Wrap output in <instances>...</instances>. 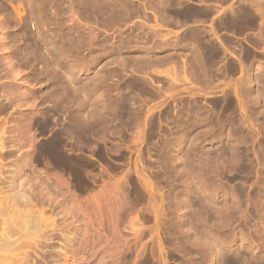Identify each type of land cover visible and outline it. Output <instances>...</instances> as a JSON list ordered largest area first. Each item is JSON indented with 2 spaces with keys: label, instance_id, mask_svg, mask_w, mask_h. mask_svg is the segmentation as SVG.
<instances>
[{
  "label": "rangeland",
  "instance_id": "obj_1",
  "mask_svg": "<svg viewBox=\"0 0 264 264\" xmlns=\"http://www.w3.org/2000/svg\"><path fill=\"white\" fill-rule=\"evenodd\" d=\"M28 212L0 264H264V0H0V229Z\"/></svg>",
  "mask_w": 264,
  "mask_h": 264
},
{
  "label": "bare ground",
  "instance_id": "obj_2",
  "mask_svg": "<svg viewBox=\"0 0 264 264\" xmlns=\"http://www.w3.org/2000/svg\"><path fill=\"white\" fill-rule=\"evenodd\" d=\"M93 1V0H92ZM191 1V0H190ZM76 2V1H75ZM82 2V1H81ZM106 2V1H105ZM181 2V1H180ZM110 3V2H109ZM56 6V5H55ZM83 6V5H82ZM103 7V6H102ZM59 9V8H58ZM138 9V8H137ZM166 10V9H165ZM169 10V9H168ZM236 10V9H235ZM20 11H22V9L20 10ZM172 11V10H171ZM244 11V10H243ZM75 12V11H74ZM90 12V11H89ZM167 12V11H166ZM94 13V12H93ZM18 14V13H17ZM21 14V13H20ZM129 14V13H128ZM35 16V15H34ZM155 16V15H154ZM158 16V15H157ZM79 18V17H78ZM98 19V18H97ZM113 19V18H112ZM121 19V18H120ZM161 19V18H160ZM173 19V18H172ZM4 20V19H3ZM144 20V19H143ZM146 20V19H145ZM165 20V19H164ZM167 20V19H166ZM165 20V21H166ZM42 21V20H41ZM78 21V20H77ZM182 22V21H181ZM232 22V21H231ZM50 24V23H49ZM53 24V23H52ZM69 24V23H68ZM96 24V23H95ZM94 24V25H95ZM141 24V23H140ZM230 24V23H229ZM89 25V24H88ZM69 26V25H68ZM157 26V25H156ZM194 26H195V24H194ZM153 27V26H152ZM112 28V27H111ZM27 29V28H26ZM65 29V28H64ZM110 29V28H109ZM59 30V29H58ZM48 31V30H47ZM60 31V30H59ZM85 32V31H84ZM137 32V31H136ZM211 32V31H210ZM68 33V32H67ZM92 33V32H91ZM53 34V33H52ZM161 34V33H160ZM177 34V33H176ZM56 35V34H55ZM36 36H37V34H36ZM81 36V35H80ZM97 36V35H96ZM163 36V35H162ZM103 37V36H102ZM210 37V36H209ZM88 38V37H87ZM93 41V40H92ZM210 41V40H209ZM70 43V42H69ZM7 44V43H6ZM16 44V43H15ZM81 44V43H80ZM111 44V43H110ZM74 45V44H73ZM108 46V45H107ZM3 48V47H2ZM84 48V47H83ZM102 48V47H101ZM174 48V47H173ZM39 50V49H38ZM62 52V51H61ZM60 53V52H59ZM98 53V52H97ZM178 53V52H177ZM31 54V53H30ZM112 54V53H111ZM119 54V53H118ZM28 55V54H27ZM43 55V54H42ZM45 55V54H44ZM114 56V55H113ZM166 57V56H165ZM175 57V56H174ZM213 57V56H212ZM26 58V57H25ZM33 58V57H32ZM49 58V57H48ZM48 58H47V60H48ZM108 59V58H107ZM22 60H24V59H22ZM31 60V59H30ZM45 60H46V57H45ZM71 60V59H70ZM8 61V60H7ZM10 61V60H9ZM7 62V67H8V71L9 72H11L12 73V71H13V66L11 65V62ZM151 61V60H150ZM6 62V61H5ZM35 62V61H34ZM33 62V63H34ZM41 62V61H40ZM108 62H110V61H108ZM17 63V62H16ZM22 63V62H21ZM30 64V63H29ZM47 64H51V63H49L48 61H47ZM102 64V63H101ZM172 64V63H171ZM19 65V64H18ZM102 66V65H101ZM7 67H5V68H7ZM69 67V66H68ZM98 69V68H97ZM3 70V69H2ZM45 70V69H44ZM47 70H49L48 68H47ZM60 70V69H59ZM158 70V69H157ZM65 71V70H64ZM135 71V70H134ZM57 72H61V71H57ZM123 72V71H122ZM36 73V72H35ZM62 73V72H61ZM66 73V72H65ZM118 73V72H117ZM125 73V72H124ZM144 73V72H143ZM45 74V73H44ZM57 74V73H56ZM170 74V73H169ZM64 75V74H63ZM66 75V74H65ZM174 75V74H173ZM209 75V74H208ZM58 76V75H57ZM102 76V75H101ZM63 77V76H62ZM92 77V76H91ZM175 77H177V76H175ZM58 78H59V76H58ZM104 78V77H103ZM115 78V77H114ZM168 78V77H167ZM178 78V77H177ZM51 79V78H50ZM67 79V78H66ZM170 79V78H169ZM65 80V79H64ZM92 80V79H91ZM107 80V79H106ZM177 80V79H176ZM55 81V80H54ZM134 81V80H133ZM66 82H67V80H66ZM65 82V83H66ZM97 83V82H96ZM67 84H69V83H67ZM88 84V83H87ZM93 85V84H92ZM139 85V84H138ZM70 86V85H69ZM96 86V85H95ZM140 87V86H139ZM81 88V87H80ZM71 89H73V87L71 88ZM108 90V89H107ZM110 90H111V88H110ZM237 90V89H236ZM17 91V90H16ZM21 91V90H20ZM28 91V90H27ZM58 91V90H57ZM69 91V90H68ZM121 91V90H120ZM17 92H19V91H17ZM79 92V91H78ZM101 92V91H100ZM117 92V91H116ZM145 92V91H144ZM153 92V91H152ZM104 93V92H103ZM127 93V92H126ZM19 94H20V92H19ZM79 94V93H78ZM96 94V93H95ZM146 94V93H145ZM21 95H22V93H21ZM85 95V94H84ZM100 95V94H99ZM103 95V94H102ZM139 96V95H138ZM79 97V96H78ZM155 97V96H154ZM24 98V97H23ZM68 98V97H67ZM71 98V97H70ZM85 98L86 97H81L80 96V98H76L74 101H73V105L75 106V113H77L75 116H81V119H82V117L84 118V110H85V108H86V100H85ZM145 98V97H144ZM22 102V101H21ZM123 102V101H122ZM129 102V101H128ZM232 102V101H231ZM18 104V103H17ZM65 104V103H64ZM142 104V103H141ZM239 104V103H238ZM53 105V104H52ZM125 105V104H124ZM241 105V104H240ZM67 106V105H66ZM73 106V107H74ZM122 107V106H121ZM125 107V106H124ZM239 107V106H238ZM14 109V108H13ZM62 109V108H61ZM53 110V109H52ZM59 110V109H58ZM104 110V109H103ZM131 110V109H130ZM152 110V109H151ZM9 111V110H8ZM95 111V110H94ZM136 111V110H135ZM49 112H50V110H49ZM100 112V111H99ZM6 113V112H5ZM64 113V112H63ZM94 113V112H93ZM97 113V112H96ZM121 113V112H120ZM220 113V112H219ZM252 113V112H251ZM123 114V113H122ZM135 115H136V113H135ZM55 117H57V116H55ZM17 118V117H16ZM77 118V117H76ZM138 118V117H137ZM28 119V118H27ZM56 119V118H55ZM81 119H78L79 121H81ZM85 119V118H84ZM211 119V118H210ZM222 120V119H221ZM32 121V120H31ZM117 121V120H116ZM225 121V120H224ZM39 122V121H38ZM76 122H78L77 121V119H76ZM84 122V121H83ZM32 123V122H31ZM75 123V122H74ZM5 124V123H4ZM80 124V126L82 127L83 125H81V123H79L78 122V124L76 123V125L75 126H78ZM83 124V123H82ZM99 124V123H98ZM138 124V123H137ZM106 125V124H105ZM219 125V124H218ZM86 126V125H85ZM84 126V127H85ZM81 127H78V129L79 128H81ZM136 128V127H135ZM32 129V128H31ZM57 129V128H56ZM82 129V128H81ZM85 129V128H84ZM22 130H25V129H22ZM88 130V129H87ZM67 132H68V130H66ZM66 131H64L63 133H65ZM79 131H81L82 132V130H80L79 129ZM26 133H24V131L22 132V133H24L22 136L23 137H25V138H27L28 139V137H26L25 136V134H28L29 132L31 133L30 135V137H32V133H34V132H31V131H28V129H27V131H25ZM28 132V133H27ZM80 132V133H81ZM96 132V131H95ZM140 132V131H139ZM20 133V132H19ZM90 133V132H89ZM68 133H65V135L64 134H60V137L62 138V135H64L65 136V138L67 137L66 135H67ZM71 133H69V135H70ZM21 135H20V139L22 138L21 137ZM29 135V134H28ZM34 136H35V134H33ZM139 135V134H138ZM33 136V137H34ZM74 136V135H73ZM137 137V136H136ZM144 137V136H143ZM17 138V137H16ZM64 138V139H65ZM68 138V137H67ZM135 138V137H134ZM13 139V138H12ZM23 140H24V138H22ZM26 139V140H27ZM37 139V138H36ZM59 139V138H58ZM242 139V138H241ZM25 140V141H26ZM53 141V140H52ZM51 141V143L52 144H54L53 142ZM54 141H56L55 139H54ZM58 141V140H57ZM56 141V143H57V145L58 144H61L62 143V141H61V143H60V141L59 142H57ZM72 141V140H71ZM15 142V141H14ZM33 144V143H32ZM50 144V143H49ZM52 144H51V146H52ZM56 146V145H55ZM62 146V145H61ZM66 146V145H65ZM57 147V146H56ZM35 148V147H34ZM51 148V147H50ZM18 149V148H17ZM16 149V150H17ZM52 149V148H51ZM56 149V148H55ZM58 149H59V147H58ZM61 149V148H60ZM19 150V149H18ZM43 150V149H42ZM49 150V149H48ZM47 150V151H48ZM53 150H54V148H53ZM44 151V150H43ZM50 152L51 151H49L48 153L50 154ZM102 152V151H101ZM35 153V152H34ZM56 153V152H55ZM55 153H54V156H53V158H55ZM30 154V153H29ZM51 155V154H50ZM52 155H53V153H52ZM51 155V156H52ZM58 155V154H57ZM59 157V156H58ZM57 156H56V159L58 158ZM25 158V157H24ZM78 159V158H77ZM182 159V158H181ZM57 160H59V159H57ZM31 162V161H30ZM81 162V161H80ZM59 163V162H58ZM80 164V163H79ZM83 164V163H82ZM58 165V164H57ZM90 165V164H89ZM56 167V166H55ZM75 167V166H74ZM186 168V167H185ZM242 170V169H241ZM73 174V173H72ZM74 175V174H73ZM184 175V174H183ZM15 179H16V172H13L12 173V175H11V178H10V185H12V188H13V182L15 181ZM83 180V179H82ZM81 180V181H82ZM45 181V180H44ZM48 181V180H47ZM74 182H75V180H74ZM13 183V184H12ZM22 183V182H21ZM46 183V182H45ZM77 183V182H76ZM205 183V182H204ZM81 184V183H80ZM183 187V186H182ZM137 191H138V189H137ZM18 192V191H17ZM19 193V192H18ZM25 193V192H24ZM59 193V192H58ZM21 194H23V192L21 193ZM68 195V194H67ZM161 195V194H160ZM15 197L18 199V200H23L24 199V196L23 195H15ZM65 198V197H64ZM159 198V197H158ZM160 198H161V196H160ZM203 198V197H202ZM74 199V198H73ZM151 199V198H150ZM92 200V199H91ZM152 200V199H151ZM206 201V200H205ZM123 202V201H122ZM76 203V202H75ZM97 203V202H96ZM126 203V202H125ZM72 204V203H71ZM134 204V203H133ZM152 204V203H151ZM158 204V203H157ZM156 204V205H157ZM177 205V204H176ZM123 206V205H122ZM134 206H136V204L134 205ZM73 207V206H72ZM130 208V207H129ZM174 208V207H173ZM66 212L68 211V212H70L71 211V208L69 207V206H67L66 208ZM134 209V208H133ZM63 210V209H62ZM70 210V211H69ZM67 212V213H68ZM77 212V211H76ZM117 213V212H116ZM148 213V212H147ZM130 214V213H129ZM24 215V217L20 220V219H12V218H10L11 219V221H12V223H11V225L9 224V226L7 227V228H3V229H0V259L2 258V256H4V255H6L8 252H10L11 251V249H13L14 247H16L19 243H20V241L21 240H19L20 238H15V233H17L16 232V230H17V226L18 225H20L21 223H23L22 225H24V228H23V230L22 231H26V229H28V228H30L29 230L30 231H32V232H34V233H36V234H34V235H36L37 237H39L38 235V233H37V231L39 230V226H40V223L42 222L41 221V219H43V217H42V213L41 212H39V213H31V212H28V213H24L23 214ZM68 215V214H67ZM150 215V214H149ZM118 216H119V214H118ZM157 216H158V214H157ZM131 219V218H130ZM130 219H129V221H130ZM72 221V220H71ZM128 222V221H127ZM130 223V222H129ZM131 223H132V221H131ZM130 223V225L132 226V224ZM13 224V225H12ZM44 224V223H43ZM120 224V223H119ZM19 227V226H18ZM41 227V226H40ZM130 227V226H129ZM94 229V228H93ZM43 230V229H42ZM133 230V229H132ZM40 231V230H39ZM79 231V230H78ZM189 232V231H188ZM19 233V232H18ZM18 233H17V235H18ZM29 233V232H28ZM14 234V235H13ZM30 234H32V233H30ZM38 234V235H37ZM25 235V234H24ZM24 235H22V236H24ZM27 235V234H26ZM25 235V236H26ZM12 236H14V239H13V237ZM19 236V235H18ZM21 236V235H20ZM30 236V235H29ZM70 236V235H69ZM28 237V236H27ZM33 237V236H32ZM37 237H36V239H37ZM72 237V236H71ZM67 238V237H66ZM21 239H25V238H21ZM31 239V238H30ZM34 240V239H33ZM205 240V239H204ZM210 242H212V241H210ZM66 248H62V253L63 254H65L67 251L65 250ZM59 251V250H58ZM209 252V251H208ZM217 256V255H216ZM222 258V257H221ZM228 259V261H229V264H239V261H238V259H237V257H234V258H226V260ZM224 260V259H223ZM240 260V259H239ZM225 261V260H224ZM190 263V262H189ZM253 264V263H252Z\"/></svg>",
  "mask_w": 264,
  "mask_h": 264
}]
</instances>
